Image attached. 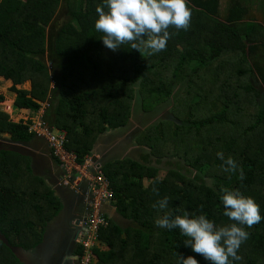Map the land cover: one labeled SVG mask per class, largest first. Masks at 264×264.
<instances>
[{
    "label": "trees",
    "instance_id": "1",
    "mask_svg": "<svg viewBox=\"0 0 264 264\" xmlns=\"http://www.w3.org/2000/svg\"><path fill=\"white\" fill-rule=\"evenodd\" d=\"M63 1L66 19L59 22L54 17L60 0H0V77L12 83L14 108L36 117L41 104L48 103L41 120L64 135V149L83 165L101 134L129 123L136 103L147 114L173 104L172 113L159 121L160 136L153 123L134 137L156 164L128 158L102 168L116 213L127 224L122 227L104 215L108 225L96 240L105 250L95 246L91 264H178V254L210 264L184 246L186 237L178 228L155 225L163 212L152 205L168 196L173 214L203 212L222 226L232 221L222 214L219 196L223 189H238L255 200L264 216V19L244 20L247 10L236 0L222 20L220 0H188L189 26H169L163 50L140 53L125 43L112 51L94 28L95 9L103 0ZM51 22L58 27L55 33L40 25ZM143 79L150 88L141 85ZM26 81L30 90L15 88ZM28 124L0 111V137L6 135L15 145L33 140ZM217 152L231 156L236 170H226ZM173 158L188 169L157 166ZM31 164L28 154L0 147V236L7 242L0 240V264H23L13 248L37 247L61 209ZM159 170L168 174L159 178ZM20 194L29 198L26 204ZM245 229L248 239L233 264H264V220Z\"/></svg>",
    "mask_w": 264,
    "mask_h": 264
},
{
    "label": "clouds",
    "instance_id": "2",
    "mask_svg": "<svg viewBox=\"0 0 264 264\" xmlns=\"http://www.w3.org/2000/svg\"><path fill=\"white\" fill-rule=\"evenodd\" d=\"M95 11L97 18L94 28L103 34L100 39L104 46L116 51L128 43L131 49H137L140 53L142 49L151 53L163 50L170 36L169 26L186 30L192 12L188 0H103ZM34 118L26 119L29 122V130L38 117ZM44 123L46 128L48 125L46 121ZM47 129L53 133L49 127ZM34 138L46 143V138L37 136L36 133ZM50 152L54 158L52 149ZM217 156L224 161L226 170H236L237 165L231 156L225 159L222 152H217ZM153 191L158 190L154 188ZM81 199H84L86 204L87 197ZM219 199L223 207L222 214L232 223L218 225L203 212L190 214L184 210L181 214H173L168 210V196H163L153 203L154 209L163 212V215L157 216L154 223L158 228L169 231L178 228L180 234L186 237L184 246L202 255L210 264H233L241 259L238 250L249 236L245 226L251 227L260 223L264 216L260 214L259 205L255 200L243 195L238 189H223ZM86 211L89 209L85 210L84 218ZM179 211L177 209V212ZM83 222L79 224L82 226ZM74 245L80 249L76 241ZM76 264H79V258ZM178 264H198V261L194 256L183 257L178 254Z\"/></svg>",
    "mask_w": 264,
    "mask_h": 264
},
{
    "label": "rangeland",
    "instance_id": "3",
    "mask_svg": "<svg viewBox=\"0 0 264 264\" xmlns=\"http://www.w3.org/2000/svg\"><path fill=\"white\" fill-rule=\"evenodd\" d=\"M244 1H247V0H244ZM63 2H64L63 0H60V5L58 6L57 11L55 12V14H57L59 17H57V15H56L54 18H55V20H57L59 18L58 19L59 22L64 21L66 19V10H65V6L63 5ZM256 3H260V0H259V2H254V4H256ZM228 7H229V0H222V3L220 4V10H219L220 16L222 18H224L226 16ZM263 17H264V12L262 11V14H253V13L248 14L244 17V20L251 18L258 23H262ZM40 25L43 26V28L45 29V31L47 33H49L50 31H51L50 33H55L56 30L58 29V27L54 26L52 24V22L49 24L40 23ZM47 59H48V56H46V60ZM46 66H47L49 72L51 74H54V72L52 71V65L47 62ZM52 85L53 84H51V87H52ZM141 85L146 87V88H150L151 82L148 79H143L141 82ZM11 86H12V83L10 81L4 80L2 77H0V95H2L4 98V101L0 102V111L7 113L9 115L10 120H12L13 122H18V121L25 122L27 118H32V115L27 114V116H24V115L20 114L21 116L18 117L19 113H17V109L14 108V106H13L15 94H14V92L11 91V89H10ZM255 86L257 88V85H255ZM138 87H139V85H137L135 87L136 90H139ZM15 88L28 91V90H30V83L28 81H26L22 85H16ZM171 106H173V104L171 105L170 103L169 104L165 103V104H162V106H159V108L157 109V111L155 113L147 114V113H144L142 110H138L137 109V103H136L135 108H134V113H132L131 117L129 118V123H127L122 128L115 129L116 130L115 132L110 133L111 137L115 136L116 138H121L119 141L120 146H117V148L119 149V148L123 147V150H124V149H128L129 147L135 146L136 142L134 140V137L138 136L141 131H143L145 128H147V126H149L150 124H153V123L156 126L157 135L160 136L161 125H160L159 121H161V118L162 119L167 118L166 115L169 112H170V114L172 113V110H171L172 107ZM49 108L50 107H49L48 103H43L40 107V110L36 113L37 116L35 118L42 116L43 113L48 112ZM136 109H137V111H135ZM47 127L48 126H46V129H47ZM52 130H53L52 134L59 136L60 139L64 138V135L60 131H58L56 129H52ZM41 133H43L44 136H46V138H47L46 144H47V147H49V149L45 146V144L43 142H42V145H43L42 147H39L38 145H35L34 147H32L29 144H27V145H24V144L15 145V143L10 142L9 138L6 137V135L0 137V147L4 148V149H9V150L15 149V150H18L22 154H29L30 155L29 157L31 158V161H32L31 165H32V169H33L34 173L36 175H39V177L43 178L52 189L53 183L51 180L49 181V179L47 178V172H49V174H51V173H53V170H51V168H49V163H48L49 160L47 159V157L49 158V156L50 157L52 156V154L50 153L49 150L52 149V146H54V147L56 146L57 141L56 140L51 141L50 138L47 137L45 130L42 131ZM63 142L65 143V139L63 140ZM35 148L41 149L42 154L40 156H38V157H40V159H37L35 156V154H36L34 151ZM140 148L141 149H134L131 152L126 153V154L125 153L121 154L123 151L121 153L115 152L114 156H116V158H123V159L133 158L136 161L146 160V162H152V164H156V162H157L156 159L154 157H152L151 155L148 156V153H149L148 149L144 146H140ZM135 150H137V151H135ZM144 152L147 153V155H145ZM61 159H62L64 164H66L69 161L67 156L61 155ZM85 161H86V159H85ZM157 166L159 168L164 167V168H168V169L175 168V166H182L184 170L188 169V168L184 167L183 162H180L178 160V158H173V159L167 160V161H165L163 159L160 163H157ZM67 173H68V175H70L71 172H67ZM63 174H64V176H63ZM97 174L102 176L103 178H105V175L102 173L101 170ZM97 174H93V176H95ZM167 174L168 173H166V171H163V170H159L157 172V176H159V178H162ZM192 174L194 175L195 173L192 172ZM85 176L87 177L88 175H85ZM67 177L68 176L66 175V173L64 171H63V173L59 174L58 181H57L58 186L54 187L55 191L56 190L59 191L58 193H54L56 196H58L59 193L61 191H63L62 184H67V183L69 184ZM86 177H81L80 182L86 184V188L88 190L89 186H88V180L86 179ZM117 180H119V178L115 179V181H117ZM142 184H143V187H146L149 184V180L146 178L142 179ZM57 198L59 199L60 204H62L60 197H57ZM18 199L21 200L23 204H26L29 201V198L25 197L22 194L18 195ZM101 203L104 204V202H101ZM105 203H109V201H106ZM86 214L88 215L89 211H87ZM71 216H72V212L69 215H67L66 217H65V215H59L58 217H56V219L51 220L45 227L44 240L42 241L43 244L38 249L37 248L35 250L30 249L29 251L33 252V251L37 250L36 254L44 256L45 259H47V260L51 259L50 254L52 252H58V253L63 252L65 250L64 241L66 238H68V234L70 235V230L68 229L69 226L66 225L67 224L66 219L70 220ZM63 217H64V220H63ZM0 239L4 240V238L2 236H0ZM42 239H43V237H42ZM60 241L63 242V244H64L63 247L60 249L59 245H57L54 248L53 244L55 242H60ZM94 245H96V247L98 249H101V247H102V246L98 245L96 238L94 240ZM102 250H105V246L102 248ZM29 254L32 255L31 253H29ZM66 257H68V256L66 255ZM52 259H53V257H52ZM25 261L27 263H30V259H25Z\"/></svg>",
    "mask_w": 264,
    "mask_h": 264
},
{
    "label": "crops",
    "instance_id": "4",
    "mask_svg": "<svg viewBox=\"0 0 264 264\" xmlns=\"http://www.w3.org/2000/svg\"><path fill=\"white\" fill-rule=\"evenodd\" d=\"M231 1L232 0H229V4L231 3ZM236 1H238L242 6H244L246 8V10H247L246 14L247 15L251 14V13H253V14H262V11L264 12V0H262V1L260 0V3H256V4H254V2H259V0H247V1L236 0ZM221 3H222V0H220V4ZM219 10H220V6H219ZM219 15H220V11H219ZM220 19L222 20V17ZM263 19H264V17H263ZM17 113H19L18 117H20L21 115H24V116H27V114L30 115V113L27 110H25V109H17ZM115 131L116 130H107L106 132L101 134L97 138V140L94 142V145H93V148L91 150V153L89 154L88 157H86V160L88 161L87 170L91 174L102 170V168L105 165H107L110 162H114V160L116 161V159L125 160L123 158H116V156H114L115 152L121 153L123 151L121 154H124V153L126 154V153L131 152L134 149H141L140 146H138L137 144L135 146H133V147H129L128 149H124L123 150V147L118 149L117 146H120L119 141H120L121 138H116L115 136H112V137L110 136V133L111 132H115ZM31 142L28 143V144L30 146H32V147H34L35 145H38L39 147H42L43 146L42 142L47 147V144L43 140H40V139L34 138L33 140H31ZM47 148L49 149V147H47ZM34 151L36 153L35 154L36 158L40 159V157H38V156H40L42 154L41 149L40 148H35ZM135 151H137V150H135ZM144 154L147 155V153H145V152H144ZM51 157L49 156V158L47 157V159L49 160L48 161L49 168H51V170H53L54 174L53 173L49 174V172H47V178L49 179V181L50 180L52 181V183H53V188L52 189L54 190V187L58 186V183H57L58 176H59L60 173H63V170L61 169L59 164L57 162H55L53 157L52 158ZM138 162H146V160H141V161H138ZM63 176H64V174H63ZM67 178H68V180H70L68 186L66 188H63V191H61L59 193V195H58L60 197L61 201H62L61 209H60V211H61L60 215H65V217H66L67 215H69L72 212L71 219L70 220L66 219V221H67L66 225L70 224V222L72 223L71 220L77 215V212L79 210H82V205H80V202L84 205V199L82 200L81 198L82 197L85 198L88 195V190L86 188V184L80 182V177H78V175L75 176V175L71 174ZM58 192L59 191L56 190L54 193H58ZM58 196H56V197H58ZM113 202H114V200L110 201L109 203L103 204L102 207L100 208V212H101V214L106 215L107 217L113 219L117 224H119V225H121L123 227L124 225L127 224V222L117 215L116 209L114 207ZM63 220H64V217H63ZM62 241L55 242L53 244V247L55 248L57 245L60 246L62 244L61 243ZM103 247L104 246H102L101 249ZM45 260L46 259H44V262H45Z\"/></svg>",
    "mask_w": 264,
    "mask_h": 264
},
{
    "label": "built area",
    "instance_id": "5",
    "mask_svg": "<svg viewBox=\"0 0 264 264\" xmlns=\"http://www.w3.org/2000/svg\"><path fill=\"white\" fill-rule=\"evenodd\" d=\"M30 130L35 132L37 136H44L42 131L45 130L47 137L50 140H56V146H52V153L53 156L59 162L60 167L69 177L67 172H71V174L78 175V177H86L88 180V196L86 199V206L89 209V214L85 215L84 222L82 226H84V232H82L76 243L78 244L81 255L78 256L79 264H91L94 256H93V248L96 246L94 245V240L96 238L97 232L108 225V222L103 214L100 212V207H102L101 202L112 201L113 200V192L109 187V182L106 178L98 175L96 173H90L87 170L88 161L86 160L83 165H78L76 163V156L73 153H70L64 149L63 146V138L60 139L59 136L52 134L51 131L45 128V123L41 120V116H39L35 121H33L32 125L30 126ZM49 135V136H48ZM47 139V138H46ZM48 141V140H47ZM49 143V142H48ZM61 155L68 157V162L66 164L63 163L61 159ZM67 171V172H66ZM93 174H97L93 176ZM90 177V178H89ZM98 188V189H97ZM96 189V190H95Z\"/></svg>",
    "mask_w": 264,
    "mask_h": 264
},
{
    "label": "water",
    "instance_id": "6",
    "mask_svg": "<svg viewBox=\"0 0 264 264\" xmlns=\"http://www.w3.org/2000/svg\"><path fill=\"white\" fill-rule=\"evenodd\" d=\"M68 186V183L67 184H62V187L63 188H65V187H67ZM59 197V196H58ZM80 205H82V210H79L78 212H77V215L71 220L72 221V223L70 222V224H68V226H69V230H70V235L68 234V237H70L69 239H71V241L75 244V241H76V239L78 238V236H79V233L81 232H84V226H81L79 223L80 222H83L84 221V214H85V210H88V208H87V206H86V204L84 203V205L80 202ZM87 212V211H86ZM61 214V211L58 213V215L56 216V217H58L59 215ZM56 217L55 218H53V219H56ZM43 239H42V241L44 240V234H43ZM2 241L6 244L7 242H6V240L4 239H2ZM41 241V243L37 246V247H35L34 248V250L37 248H39L42 244H43V242ZM13 252H14V254L18 257V259L21 261V262H23L24 264H48L50 261H51V259H52V257L55 255V253L54 252H52L50 255H51V259L50 260H45V262H44V259H45V257L44 256H42V255H37L36 253H37V250L36 251H33V252H31V251H29V250H20V249H15V248H13ZM29 253H31L32 255H30ZM68 256V257H66V255ZM65 254H63V256H62V260H61V262H60V264H76L77 263V260H78V258H77V255H73V254H68V252L67 253H65ZM36 255V256H35ZM28 257V258H27ZM25 259H30V263H27L26 261H25Z\"/></svg>",
    "mask_w": 264,
    "mask_h": 264
},
{
    "label": "flooded vegetation",
    "instance_id": "7",
    "mask_svg": "<svg viewBox=\"0 0 264 264\" xmlns=\"http://www.w3.org/2000/svg\"><path fill=\"white\" fill-rule=\"evenodd\" d=\"M69 238L70 237L66 238L64 241L65 250L63 252H60V253L54 252L55 255L53 256V259H51V261L48 264H60V262L62 260L63 253L65 254L68 252V254L77 255L78 248L73 244V242ZM64 244L62 242V244L59 246V248L61 249Z\"/></svg>",
    "mask_w": 264,
    "mask_h": 264
}]
</instances>
